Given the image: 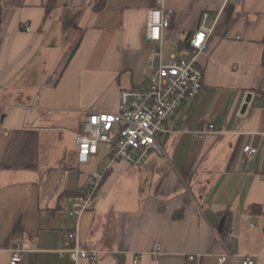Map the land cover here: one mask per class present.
Returning <instances> with one entry per match:
<instances>
[{"label":"crops","instance_id":"0c3cea01","mask_svg":"<svg viewBox=\"0 0 264 264\" xmlns=\"http://www.w3.org/2000/svg\"><path fill=\"white\" fill-rule=\"evenodd\" d=\"M156 1L56 0L46 14L49 0H0V264L16 245L21 264H75L60 253L73 230L98 255L80 264H220L225 252L264 264V0H163L165 57L184 56L209 14L201 90L168 120L164 153L115 161L79 221L64 210L107 163L102 151L76 161L87 113L117 111L121 90L148 83ZM205 123L215 130L197 138Z\"/></svg>","mask_w":264,"mask_h":264},{"label":"built area","instance_id":"2783aa9c","mask_svg":"<svg viewBox=\"0 0 264 264\" xmlns=\"http://www.w3.org/2000/svg\"><path fill=\"white\" fill-rule=\"evenodd\" d=\"M173 10L165 7L163 0H157L156 6L149 9L144 27V39L154 44L148 56L147 85L145 88L123 89L119 93L117 111H90L87 113L81 128L76 133V161L85 164L92 155L103 152L107 159L106 165L99 172L91 175L86 189L78 195L65 199L64 210L79 221L89 206L91 198L97 191L100 181L110 166L118 160L131 165L140 166L150 155L164 150L157 135L165 136L173 129L168 127V120L175 114L185 99L196 96L202 87V72L197 65L199 53L206 52L210 45L213 25L209 24V14L203 12L197 30L189 38V50L184 56L171 54L165 57L163 52V33L170 25ZM23 31H29L27 23L22 24ZM215 130L211 123H205L194 131L197 138ZM244 152L251 155L256 149L247 145ZM238 237L237 233H228V239ZM69 238L75 240L72 248L61 250L68 253L75 264L81 259L90 263L97 260L95 249H85L77 238L76 230L69 233ZM20 247L11 249L9 264H21ZM160 247L154 244L152 254L159 253ZM191 260L193 256L189 257ZM231 259L240 263V255L225 252L218 258L220 264ZM250 258L241 260V264H252Z\"/></svg>","mask_w":264,"mask_h":264},{"label":"trees","instance_id":"16d2710c","mask_svg":"<svg viewBox=\"0 0 264 264\" xmlns=\"http://www.w3.org/2000/svg\"><path fill=\"white\" fill-rule=\"evenodd\" d=\"M56 0H49L47 6H46V14H48L51 9L53 8ZM182 49L189 50V39L187 42H185V45ZM181 49V50H182ZM262 64L264 65V39H263V52H262ZM262 92L264 91V86L260 89ZM251 211H254V207L251 208Z\"/></svg>","mask_w":264,"mask_h":264},{"label":"rangeland","instance_id":"374dc122","mask_svg":"<svg viewBox=\"0 0 264 264\" xmlns=\"http://www.w3.org/2000/svg\"><path fill=\"white\" fill-rule=\"evenodd\" d=\"M159 137H161V135H157V139H158ZM162 147H163V146H162ZM163 150H164V147H163Z\"/></svg>","mask_w":264,"mask_h":264},{"label":"water","instance_id":"95a60500","mask_svg":"<svg viewBox=\"0 0 264 264\" xmlns=\"http://www.w3.org/2000/svg\"><path fill=\"white\" fill-rule=\"evenodd\" d=\"M248 100H249V97H247L246 101H248ZM244 108H245V105H244Z\"/></svg>","mask_w":264,"mask_h":264}]
</instances>
